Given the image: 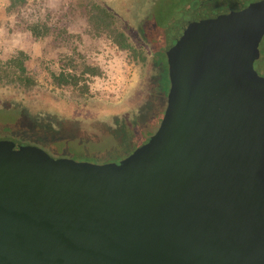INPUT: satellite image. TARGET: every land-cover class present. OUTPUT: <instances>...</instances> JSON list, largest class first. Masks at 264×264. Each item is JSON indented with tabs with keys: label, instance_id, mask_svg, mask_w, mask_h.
Here are the masks:
<instances>
[{
	"label": "water",
	"instance_id": "95a60500",
	"mask_svg": "<svg viewBox=\"0 0 264 264\" xmlns=\"http://www.w3.org/2000/svg\"><path fill=\"white\" fill-rule=\"evenodd\" d=\"M264 0H193L165 32L155 134L107 164L0 138V264H264Z\"/></svg>",
	"mask_w": 264,
	"mask_h": 264
},
{
	"label": "rangeland",
	"instance_id": "374dc122",
	"mask_svg": "<svg viewBox=\"0 0 264 264\" xmlns=\"http://www.w3.org/2000/svg\"><path fill=\"white\" fill-rule=\"evenodd\" d=\"M192 1L26 0L15 12H8L9 0H0V66L24 52L25 64L38 83L27 93L0 84V138L83 163L102 165L129 156L161 124L170 90L165 32ZM93 3L114 14L116 27L142 52L139 58L119 49L107 36L90 32L86 6ZM30 25H37L38 35L28 30ZM260 51L254 67L264 77V38ZM84 64L98 67L102 75L85 76L77 87H58L53 82V74L74 68L80 73ZM23 105L102 120L82 128L34 122L19 111Z\"/></svg>",
	"mask_w": 264,
	"mask_h": 264
},
{
	"label": "trees",
	"instance_id": "16d2710c",
	"mask_svg": "<svg viewBox=\"0 0 264 264\" xmlns=\"http://www.w3.org/2000/svg\"><path fill=\"white\" fill-rule=\"evenodd\" d=\"M25 4L26 0H9L6 10L8 12H15L19 6ZM86 10L90 32H92L95 36H107L119 49L129 51L134 58H139L140 55H142V52L130 44L127 35L116 27V17L111 11L94 3L88 5V7L86 6ZM28 30L34 36L38 35L39 31L37 25H30ZM26 59L27 55L24 52H19L17 56L12 57L7 62L3 63L2 66H0V84L4 86H16V88H19L26 93L33 91L38 83L33 74H31L27 68V65L25 64ZM74 69L75 71L72 69V71L68 72L69 69H66L59 74H53V82L58 87H77L80 82L84 80L85 76L96 77L102 75V71L98 67L90 65L84 64L80 73H77L76 68ZM3 75L7 78V80L1 78ZM154 82L155 81L152 83ZM86 89L87 87L85 86L82 88V91L84 92ZM151 93H153L152 90ZM151 93L149 98L153 101V95ZM19 103L23 104L21 102ZM19 111L34 122H58L61 125L70 123L80 128L84 126L92 127L100 124L102 120L101 118L87 119L82 117L66 116L59 113L54 108H39L32 110L28 106H24Z\"/></svg>",
	"mask_w": 264,
	"mask_h": 264
},
{
	"label": "flooded vegetation",
	"instance_id": "af4514ba",
	"mask_svg": "<svg viewBox=\"0 0 264 264\" xmlns=\"http://www.w3.org/2000/svg\"><path fill=\"white\" fill-rule=\"evenodd\" d=\"M262 41H263V40H262ZM262 41H261V42H262ZM260 45H261V43H260ZM164 53H165V50H164ZM165 55H166V54H165ZM260 56H261V51H260ZM258 60H260V57H259V59H258ZM256 61H257V60H256Z\"/></svg>",
	"mask_w": 264,
	"mask_h": 264
}]
</instances>
